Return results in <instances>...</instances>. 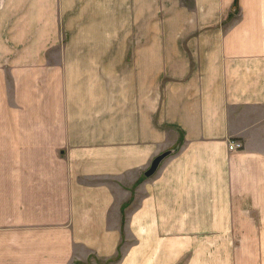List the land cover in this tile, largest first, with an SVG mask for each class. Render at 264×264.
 Returning a JSON list of instances; mask_svg holds the SVG:
<instances>
[{
  "label": "crops",
  "instance_id": "1",
  "mask_svg": "<svg viewBox=\"0 0 264 264\" xmlns=\"http://www.w3.org/2000/svg\"><path fill=\"white\" fill-rule=\"evenodd\" d=\"M1 177L0 264H264V0H0Z\"/></svg>",
  "mask_w": 264,
  "mask_h": 264
},
{
  "label": "water",
  "instance_id": "2",
  "mask_svg": "<svg viewBox=\"0 0 264 264\" xmlns=\"http://www.w3.org/2000/svg\"><path fill=\"white\" fill-rule=\"evenodd\" d=\"M170 153L172 152H167L159 157H157L152 163H151V166L150 168L145 172L144 176L146 178H150L151 176L154 175V173L156 172L158 166L160 165L161 161L166 158L168 155H170Z\"/></svg>",
  "mask_w": 264,
  "mask_h": 264
},
{
  "label": "rangeland",
  "instance_id": "3",
  "mask_svg": "<svg viewBox=\"0 0 264 264\" xmlns=\"http://www.w3.org/2000/svg\"><path fill=\"white\" fill-rule=\"evenodd\" d=\"M188 1H190V0H188ZM3 180L4 181L7 180V182H8V178L1 177L0 183H3ZM8 196H9V194H7V193H0V199H8Z\"/></svg>",
  "mask_w": 264,
  "mask_h": 264
},
{
  "label": "built area",
  "instance_id": "4",
  "mask_svg": "<svg viewBox=\"0 0 264 264\" xmlns=\"http://www.w3.org/2000/svg\"><path fill=\"white\" fill-rule=\"evenodd\" d=\"M234 148H235V146H234L233 144H231V145L229 146V151H233Z\"/></svg>",
  "mask_w": 264,
  "mask_h": 264
}]
</instances>
